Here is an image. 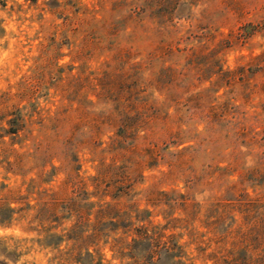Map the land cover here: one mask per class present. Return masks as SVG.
Returning a JSON list of instances; mask_svg holds the SVG:
<instances>
[{
  "label": "rangeland",
  "instance_id": "374dc122",
  "mask_svg": "<svg viewBox=\"0 0 264 264\" xmlns=\"http://www.w3.org/2000/svg\"><path fill=\"white\" fill-rule=\"evenodd\" d=\"M236 1L243 6L241 17L222 0H204L193 9L190 21H180L175 30L158 33L156 25L151 22L145 21L141 27L122 23L124 13L109 11V3L106 11L94 13L96 0H0V198L7 190H18L34 205L38 193L45 190L48 194L58 193L63 199H74L90 212L108 203L118 202L125 207L124 211L129 210L128 206L136 205L138 211L146 212L141 216L142 223L149 221L153 226H164L169 218H166L164 206L155 207L147 202L146 195L152 187L160 192L177 191L191 195L195 203L202 206L201 213L218 199H232L226 193V186L237 181L241 171L228 172L224 184L209 186L203 183L189 188V171L163 178L168 171L164 161L154 166L143 163L141 177L133 173L134 161H145V158L137 156L132 160L133 155L121 152L126 156H116L120 151L108 149L116 128L104 127L95 142L84 148L76 149L74 144L65 140L71 136L73 125H78L73 143L90 139L92 132L86 125L88 119H80H85V114L101 116L114 112L116 99L129 96L136 88L144 90L141 97L163 106L170 116L168 131L175 132L172 122L176 107L166 99L167 88H157L155 83L164 69L183 71L188 68L191 50L201 48L206 49L205 53L218 51L217 57L224 70H234L249 64L255 56H264V0ZM200 25L207 26L205 32L212 38L195 37L202 33L197 29ZM240 35L242 38L238 39ZM170 42H173V53L163 54L160 48ZM224 42L229 43L223 45ZM176 47L181 51H176ZM199 63L203 66L206 61L200 60ZM213 82L214 77L207 79L206 76L202 81L195 79L194 87L182 98L211 88ZM227 91L228 88L223 87L214 96L212 94L216 99L208 105L229 98L223 96ZM257 102L255 98L251 105ZM245 110L249 113L258 111L250 105ZM10 128H18V132L6 134ZM181 131L180 138L166 132L152 139L166 160H174L177 151L189 148L188 166L195 173H201L207 165L222 169L228 166L235 143H231L233 141L225 130L206 131L205 124L195 119L181 126ZM143 135L144 132H139L137 141L132 144L145 146ZM48 144L51 155L56 158L46 160L44 175L39 179L34 168L36 149ZM237 144L239 150L246 153L242 157L243 167L253 166L255 160L247 155L249 149L241 142ZM16 155L23 156L22 169L10 165L15 163ZM63 158L71 165H80L76 172L77 190L69 186L64 188ZM75 159L78 162H71ZM111 164L122 167L132 182L135 181L128 195L114 198L112 187L109 191L105 184L99 189L96 187L93 179L99 167ZM243 189L251 198L264 201V185L246 182ZM19 205L23 204L10 206L17 208ZM33 214L30 211L27 218L15 214L8 227L0 225V264L131 263L111 250L113 240L118 237L113 235L100 241L98 256L90 248L88 253L92 256L82 250L80 254H65L59 260L56 250L44 248L37 242L43 239L42 234L27 231ZM134 215L131 213L132 217ZM172 216L183 217L179 211ZM93 219L91 216L90 222ZM71 222L64 227H69ZM191 228L198 235L205 232L198 222ZM169 234L180 237L179 242L185 246L187 257L193 264L213 263L203 256L216 250L213 244L192 242L187 231L181 228H169L166 235ZM208 236L203 240L206 241ZM66 247L70 248L71 243H62L59 249L67 252ZM199 247L206 250L202 253Z\"/></svg>",
  "mask_w": 264,
  "mask_h": 264
},
{
  "label": "trees",
  "instance_id": "16d2710c",
  "mask_svg": "<svg viewBox=\"0 0 264 264\" xmlns=\"http://www.w3.org/2000/svg\"><path fill=\"white\" fill-rule=\"evenodd\" d=\"M203 1L96 0L94 13L106 11L109 3V11L124 13L122 23L141 27L147 21L156 25V32L163 33L175 30L180 21H190L193 9ZM222 2L242 16L243 6L240 2L236 0ZM197 29L202 33L195 37L205 40L212 38L205 32L207 26L200 25ZM240 38L242 35L238 37ZM172 43L160 48L163 54L173 53ZM175 49L181 51L178 47ZM205 50L202 48L191 50L188 55V68L181 72L171 68L164 69L155 81L157 88H167L166 99L176 107L172 122L176 127L175 132L168 131L170 116L163 106H157L154 102L148 101V98L141 97L140 93L144 90L136 88L129 96L116 99L114 112L101 116L85 114V119H80L81 121L88 119L86 125L92 132L90 139L73 143L74 133L78 128V125H73L71 136L65 142L74 144L76 149L84 148L89 146L90 142H95L104 127L116 128L117 132L110 138L108 149L113 152L120 151L116 156L121 152L133 155V158H130L132 160L137 156H143L145 161H134L131 169L138 177H141L139 173L143 163L154 166L159 161H164L168 166L163 178L189 171L191 173L188 180L189 188L203 183L209 186L224 184L222 182L229 175L228 172L241 171L238 180L226 186V193H229L232 199H218L201 213L202 206L195 203L191 195L180 194L177 191L160 192L152 187L146 195L147 202L155 207L164 206L166 218H169L166 225L153 226L149 221L147 224L142 223L144 219H141V216L146 212L138 211L136 205H130L129 210L124 211L125 207L122 204L108 203L90 212L74 199L60 198L58 193L48 194L45 190L40 191L36 203L31 205L28 197L22 196L20 191L7 190L0 198V225L8 227L13 215L20 214L22 218H27L28 213L33 211L27 231L42 234L43 239L37 242L44 248L56 250V257L59 260H62L61 257L65 254H80L82 250L86 251L88 256H92L88 253L90 248H93L98 256L100 241L113 235L118 237L113 240L111 250L121 259L130 260V264H193L187 257L185 246L179 242L180 237L175 234L166 235L169 228H181L187 231L192 242L213 244L216 247L210 255H203L212 260V264H264V201L260 198H251L243 189L246 182L264 185V56H255L249 64L238 66L234 70H224L217 57L218 51L205 53ZM200 60L206 61V64L201 66ZM206 76L207 79L214 77L211 88L190 95L186 99L182 98V95L194 87L195 79L202 81ZM223 87L228 88L223 96L227 95L229 98L208 105L211 100L216 99L212 94L214 96ZM255 98L258 100L257 104L251 105ZM236 101H240L241 104L236 105ZM248 105L258 111L247 112L245 107ZM195 119L205 124L206 131L225 130L227 137L233 141L231 143H235L226 168L207 165L201 173H195V170L188 166L189 148L177 151L174 160H166L157 144L152 141L157 134L166 132L174 138H180L183 133L181 126ZM56 122H59L58 118ZM17 132L18 128H10L5 133ZM139 132H144L142 140L146 144L143 147L137 143L132 144L137 141ZM130 140L131 143L128 144ZM240 142L249 149L247 155L253 156L255 160L254 165L246 169L242 161L246 153L239 150L237 143ZM50 148L48 144L45 147L38 146L36 149L37 161L34 168L39 179L44 175L46 160L56 158L55 155H51ZM125 154L121 156H126ZM22 160V155H16L15 163L10 165L22 169ZM71 162L76 163L78 159ZM62 164L66 173L64 188L69 186L77 190L76 172L79 171L80 165H71L66 158L62 159ZM93 181L98 189L104 184L108 191L112 187L115 192L114 198L128 195L135 182H132L126 170L115 167L114 164L101 165ZM11 204L23 205L15 208L11 207ZM176 211L183 217H173ZM131 213L135 215L132 217ZM91 216L94 218L92 222ZM147 216L149 217L150 213ZM67 222L71 224L65 228ZM195 222L205 229L203 234L198 235L191 228ZM207 235L209 236L204 241L203 238ZM62 243H71L70 248L66 247L67 252L59 249ZM199 250L203 253L206 248L199 247Z\"/></svg>",
  "mask_w": 264,
  "mask_h": 264
}]
</instances>
